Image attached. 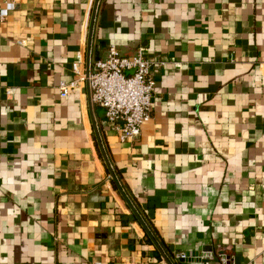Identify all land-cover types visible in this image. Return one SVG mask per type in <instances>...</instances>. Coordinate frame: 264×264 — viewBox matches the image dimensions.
<instances>
[{"label": "crops", "instance_id": "0c3cea01", "mask_svg": "<svg viewBox=\"0 0 264 264\" xmlns=\"http://www.w3.org/2000/svg\"><path fill=\"white\" fill-rule=\"evenodd\" d=\"M5 3L0 264H264V0ZM111 46L152 62L135 140L59 88Z\"/></svg>", "mask_w": 264, "mask_h": 264}, {"label": "built area", "instance_id": "2783aa9c", "mask_svg": "<svg viewBox=\"0 0 264 264\" xmlns=\"http://www.w3.org/2000/svg\"><path fill=\"white\" fill-rule=\"evenodd\" d=\"M14 9V3L0 6V27ZM72 69L78 78L60 84L62 97H67L80 83L88 82L93 105L105 109V120L118 131L120 140L137 139L142 125L151 119L156 90L152 62L143 52L127 57L111 46L106 58L91 66L89 77L80 63L73 64ZM218 258L221 264H234V259L227 253L219 254ZM176 259H186V256L178 255ZM157 264L173 263L161 261Z\"/></svg>", "mask_w": 264, "mask_h": 264}, {"label": "water", "instance_id": "95a60500", "mask_svg": "<svg viewBox=\"0 0 264 264\" xmlns=\"http://www.w3.org/2000/svg\"><path fill=\"white\" fill-rule=\"evenodd\" d=\"M98 3H99V0H97V3H96L97 6H98ZM97 6H96V7H97ZM95 14H96V9H95V13H94V16H93V24H94ZM91 66H92V60H91V56H90V54H89V59H88V63H87V71H86V75H87V77L90 76ZM88 87H89V84H88ZM89 92H90V102H91V104H92L90 87H89Z\"/></svg>", "mask_w": 264, "mask_h": 264}]
</instances>
